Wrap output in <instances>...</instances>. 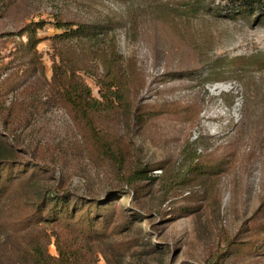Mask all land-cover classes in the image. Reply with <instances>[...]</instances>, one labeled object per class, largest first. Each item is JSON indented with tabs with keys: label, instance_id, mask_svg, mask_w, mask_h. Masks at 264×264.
Masks as SVG:
<instances>
[{
	"label": "rangeland",
	"instance_id": "obj_1",
	"mask_svg": "<svg viewBox=\"0 0 264 264\" xmlns=\"http://www.w3.org/2000/svg\"><path fill=\"white\" fill-rule=\"evenodd\" d=\"M259 19L224 0H0V136L38 186L54 176L81 199L114 196L97 264H264ZM57 21L95 26L77 52L96 99L89 75L121 82L125 102L90 125L50 90ZM38 22L32 51L23 30ZM139 169L150 179L130 185Z\"/></svg>",
	"mask_w": 264,
	"mask_h": 264
},
{
	"label": "trees",
	"instance_id": "obj_2",
	"mask_svg": "<svg viewBox=\"0 0 264 264\" xmlns=\"http://www.w3.org/2000/svg\"><path fill=\"white\" fill-rule=\"evenodd\" d=\"M224 1L232 4L233 15L254 13L259 20L264 19V0ZM44 25L38 22L24 28L30 50L35 51L40 43L36 32ZM54 27L63 33L51 38L53 44L59 45V61L53 64L50 90L74 119L90 125L95 116L111 111L115 103L125 102L119 92L120 79L117 73L109 75L105 82L89 75L99 87L96 99L80 75V71L88 74L83 68L84 55L77 52L85 44L95 43V26L57 21ZM1 124L6 125L5 121ZM15 147L0 136V264H97L116 209L109 200L114 196L106 191L100 199H81L64 189L54 176H48L53 181L51 186H38L35 180L39 169L20 162ZM145 171H135L130 185L149 180ZM25 188L30 196L21 205L16 204L14 211L11 196L25 192ZM130 195L134 203L138 197L133 192ZM132 224L125 221L122 226L129 230ZM52 244L56 256L48 251Z\"/></svg>",
	"mask_w": 264,
	"mask_h": 264
}]
</instances>
